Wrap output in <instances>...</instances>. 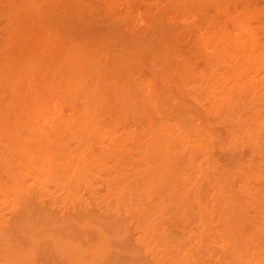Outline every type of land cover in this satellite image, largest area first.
<instances>
[{
  "label": "bare ground",
  "instance_id": "6f19581e",
  "mask_svg": "<svg viewBox=\"0 0 264 264\" xmlns=\"http://www.w3.org/2000/svg\"><path fill=\"white\" fill-rule=\"evenodd\" d=\"M20 1L37 16L34 29L45 40L24 48L7 37L1 54L0 88L6 90L0 94L9 95L0 96V264H264V191L252 192L243 181L251 167L241 166L243 172L237 166L236 175H245L240 196L248 198L238 197L240 204L234 190L224 189L234 171L218 167L212 153V141L222 133L216 125L223 124L231 143L260 141L264 158L262 9L236 14L230 30L209 17V30L181 56L174 41L179 31L157 52L146 41L149 29L132 39L103 34L82 0ZM103 2L113 6L114 0ZM145 57L150 69L159 70L135 81L131 72L143 67ZM52 91L66 99L68 114L51 107ZM98 191L118 209L138 203L135 240L151 262L139 260L142 253L133 245L127 246L132 254L119 252L118 241L129 235L107 216ZM167 206L182 222L197 219L193 247L185 239L154 236Z\"/></svg>",
  "mask_w": 264,
  "mask_h": 264
},
{
  "label": "rangeland",
  "instance_id": "374dc122",
  "mask_svg": "<svg viewBox=\"0 0 264 264\" xmlns=\"http://www.w3.org/2000/svg\"><path fill=\"white\" fill-rule=\"evenodd\" d=\"M36 1H39L40 3H41V1L40 0H36ZM42 1H44V2H46L45 0H42ZM52 2H54L53 0H51ZM104 0H82V3L83 4H85V6H87L88 7V10L90 9V10H92V11H90L91 12V15L92 16H94V20H95V22L97 23L96 24V26L97 27H100V31L103 33V34H106V35H108L109 36V34H110V36H117V35H124V36H126L125 38H128V39H132L131 38V36H134L133 35V33L135 34V32L136 33H138V34H140V32L143 34V32H144V30H146V29H149V30H147V31H145V33H146V35H148V37L149 38H151L152 40H150L148 37H147V39H146V41L148 42V44L152 47V46H154L155 48H153L152 47V49H157V50H155V51H157V52H160L162 49L161 48H163L162 47V43L164 42V41H166L167 42V39H168V37H169V40H170V42H174L175 41V43L176 42H178L177 43V45H176V47L178 48V49H176L177 51H178V53H180V51H182L183 53H180V55L181 56H187V53L189 52L188 50H190L191 51V45H193V43H194V41L196 40V37L198 38V35H199V33H201V35H203V34H205L204 32H205V29H207V30H209V28H207V23L210 21L211 22V20H213V21H215L216 23L215 24H220L221 26H224L225 25V27L227 28V29H231L232 27H233V25L235 26V22H237V19H235L238 15H236V14H243L241 11H243V12H245V11H247V10H251L252 8V11H255V12H257L258 11V13H261L260 12V9H262L261 11H262V13L264 12V0H246L247 2H245V0L243 1V0H223L224 2H221V3H225L224 4V6H223V8L224 7H227V8H225V9H227V10H225V9H221L220 7H221V3H220V1H217L218 3H217V5L215 4V2H216V0H208V1H206L207 3H205V1L204 0H200V1H204L203 3H201L199 0H195V1H193V0H114V2H113V6L111 5H108V4H106V2H105V4H104V2H103ZM117 1V2H116ZM193 1V2H192ZM209 1H211L210 3H209ZM238 1H240V2H238ZM20 2V3H19ZM19 2H18V0L16 1V0H0V62H2V60H1V58H2V55L4 54L5 55V50H6V47L7 46H5L6 44H8L7 43V41L8 40H12V38H13V40L12 41H15V40H17V41H19L20 43V46H22V47H30V46H39V45H41V44H44V42H43V39L45 40V36L42 34V31L39 29V27H36L37 29H34L35 28V26H38L37 25V23H38V21L37 20H35V18H37V16L35 15V14H32L33 16L35 15L36 17L34 18L33 16H31V12H30V10L28 11V9L29 8H27L26 7V9L24 8L25 7V3H21L22 1H20L19 0ZM48 2H49V0H48ZM48 2H47V4H48ZM59 2V1H58ZM198 2V3H197ZM230 2V3H229ZM245 2V3H244ZM251 2V3H250ZM18 3V4H17ZM43 3V2H42ZM60 3V2H59ZM249 3H250V6H248L249 5ZM39 4V3H38ZM58 4V3H57ZM215 4V5H214ZM219 4V5H218ZM229 4V5H228ZM244 4V5H243ZM44 5V4H43ZM50 5H52V3H50ZM54 5H56V3L54 4ZM91 5V6H90ZM245 5H247L248 7H247V9H246V7H245ZM60 6V4H58V6L56 5L55 7H59ZM109 6H110V9L111 8H113V9H111V10H109ZM218 6V7H217ZM220 6V7H219ZM18 7H20V8H22L21 10H20V8H18ZM50 7V6H49ZM52 7V6H51ZM91 7H92V9H91ZM108 7V8H107ZM243 7V8H242ZM242 8V9H241ZM219 9H221V10H219ZM245 9V10H244ZM256 9V10H255ZM24 10V11H23ZM94 10V11H93ZM240 10V11H239ZM111 11V12H110ZM186 11V12H185ZM225 11H227V12H225ZM185 12V13H184ZM237 12V13H236ZM239 12H241V13H239ZM251 12V11H250ZM254 12V13H255ZM28 13H29V15H28ZM33 13V12H32ZM182 13H183V15H185V20H184V18L182 17ZM189 13V14H188ZM226 13V14H225ZM228 13L230 14V15H228ZM233 14H234V16H233ZM188 15H190V17L188 16ZM192 15V16H191ZM227 17H226V16ZM256 15V14H255ZM26 16V17H25ZM230 16H232V17H230ZM236 16V17H235ZM240 16V15H239ZM238 16V17H239ZM259 16H261L260 14H258V15H256V20L258 19L257 17H259ZM30 17H32L31 18V20H30ZM96 17V18H95ZM188 17V18H187ZM215 18V19H211V20H209L210 18ZM217 17V18H216ZM235 17V18H234ZM262 17H264V15L262 14V16L260 17V19L262 18ZM207 18V19H206ZM220 18V19H219ZM225 18V19H224ZM235 19V20H233V19ZM28 19H29V21H28ZM188 19H190V20H188ZM217 19V20H216ZM227 19H230V20H227ZM259 19V20H260ZM264 18H262V20H263ZM35 20V21H34ZM209 20V21H208ZM220 20V21H219ZM235 21L234 23H232L233 21ZM259 20H257L256 21V23H254L255 25L256 24H258L257 22L259 21ZM261 20V21H262ZM186 21H188V23L186 22ZM205 21V22H204ZM208 21V22H207ZM218 21V22H217ZM229 21V22H228ZM232 21V22H231ZM35 22V23H34ZM37 22V23H36ZM185 22V23H184ZM207 22V23H206ZM225 22V23H224ZM227 22V23H226ZM253 22H255V19H254V21ZM253 22H252V24H253ZM34 25H33V24ZM187 23V24H186ZM213 23V22H212ZM259 23H260V21H259ZM189 24V25H188ZM207 24V25H206ZM230 24V25H229ZM232 24V25H231ZM25 27H24V26ZM28 25V26H27ZM206 25V26H205ZM214 25V24H213ZM227 25V26H226ZM255 25H254V27H255ZM259 25V24H258ZM18 26V27H17ZM21 26V27H20ZM177 26V27H176ZM187 26V27H186ZM206 28H205V27ZM215 26H217V25H215ZM219 26V25H218ZM230 26H232L231 28H230ZM159 27H160V29H159ZM175 27H176V29H175ZM180 27H182V28H180ZM184 27H185V29H184ZM197 28V30H196V28ZM33 28V29H32ZM178 28V29H177ZM179 28H180V30H179ZM210 28H212V27H210ZM29 30V32L27 31V30ZM168 29V30H167ZM195 29V30H194ZM198 29H201L200 31H203V33L202 32H200ZM233 29V28H232ZM18 30H22L21 31V33L18 31ZM32 30V31H31ZM139 30H140V32H139ZM143 30V31H142ZM154 30V31H153ZM166 30V31H165ZM179 31V32H177L178 34L180 33V35H179V37L177 38L178 40L180 39V41H176L177 39H174V41H171L172 39H171V37H173L174 38V34H176V32H174V31ZM187 30V31H186ZM206 30V32H208ZM212 30V29H211ZM13 31H15L17 34H15V33H13ZM31 31V32H30ZM41 32V34H40V32ZM159 31V32H158ZM168 31H169V33H168ZM181 31V32H180ZM198 31V32H197ZM11 32L16 36H18V37H12L13 35L11 34ZM19 32V33H18ZM147 32H149V33H147ZM151 32V33H150ZM155 32H157V33H155ZM172 32H173V34H172ZM188 32H189V34H188ZM29 34V35H28ZM34 34V35H33ZM40 34V35H39ZM137 34V35H138ZM156 34V35H155ZM169 34V35H168ZM172 34V35H171ZM209 34H210V32H209ZM260 34H261V32H260ZM12 35V36H11ZM153 35V36H152ZM165 35V36H164ZM174 35V36H173ZM184 35V36H183ZM201 35H199V36H201ZM23 36V37H22ZM39 36V37H38ZM44 36V37H43ZM152 36V37H151ZM160 36V37H159ZM166 36H167V38H166ZM195 36V38H193ZM7 37H9L8 39H7ZM34 37V38H33ZM146 37V36H145ZM14 38H17V39H14ZM24 38V39H23ZM29 38V39H28ZM166 38V39H165ZM6 39H7V41H6ZM27 39L29 40V41H27ZM38 41H37V40ZM157 39V40H156ZM165 39V40H164ZM182 39V40H181ZM195 39V40H194ZM25 40V41H24ZM39 40H40V42H39ZM159 40V42H157ZM161 40V41H160ZM193 40V42H191ZM17 41H16V43H17ZM39 42V43H41V44H37V42ZM151 42V44H150V42ZM155 41V42H154ZM9 42V41H8ZM34 42H36V43H34ZM43 42V43H42ZM157 42V43H156ZM162 42V43H161ZM169 42V41H168ZM180 42V43H179ZM28 43V44H27ZM30 43V44H29ZM165 43V42H164ZM191 43V44H190ZM34 44V45H33ZM36 44V45H35ZM161 44V45H160ZM5 46V48L3 49V48H1L2 46ZM18 46V45H17ZM20 46H19V48H20ZM159 46V47H158ZM16 47V46H15ZM189 47L191 48V49H189ZM2 49V50H1ZM161 49V50H160ZM180 49V50H179ZM160 50V51H159ZM186 50L188 51L186 54L184 53V52H186ZM2 51V52H1ZM3 51H4V53H3ZM115 51L116 52H118V51H120V47L119 46H117L116 47V49H115ZM163 51V50H162ZM207 55H209L210 54V51L209 50H207L206 52H205ZM2 54V55H1ZM185 54V55H184ZM147 57V56H146ZM145 57V58H146ZM4 59V58H3ZM202 61V62H201ZM143 62H144V65H143V67L141 68V69H136L137 71H133V72H131V77L133 78V80H135L136 81V79L138 80V81H142V79H147V78H149L148 76H150L151 75V73L153 72L154 73V71H156L157 70V66H156V68H155V66H152L151 67V69H150V67H148V66H151L149 63H150V59H148V58H146L145 60L143 59ZM149 64V65H148ZM199 64V65H198ZM197 67H198V69H200V67H202L201 68V70L203 69V67H204V61L203 60H199V61H197ZM202 65V66H201ZM147 67V69H146V67ZM0 67H1V64H0ZM1 69V68H0ZM150 69V70H149ZM159 70V69H158ZM157 70V71H158ZM49 77L52 79V77H51V74L49 75ZM145 77V78H144ZM50 78H49V81H51L50 80ZM174 79H176V77L174 78L173 77V80ZM37 81L39 80V78H37L36 79ZM143 81H145V80H143ZM177 82V81H176ZM1 87V86H0ZM1 88H3V87H1ZM0 88V93H2L1 91H5L6 89H1ZM5 88V87H4ZM9 92H6V93H3L2 95H4V99H5V97H6V95L8 94ZM57 92H54V91H52V93L51 92H49V103H50V105H51V107H55L54 109H58V107H60V109H58V110H61V111H63L64 112V114L66 113V114H68L69 113V106L67 105V102H66V99L63 97V96H61V95H58V93L56 94ZM59 94H61V93H59ZM1 94H0V96H2ZM9 95V94H8ZM8 95H7V97H8ZM53 96H55V97H53ZM6 97V98H7ZM51 97V98H50ZM2 98V97H1ZM54 98H55V100L56 101H54ZM57 98V99H56ZM4 99H2V100H4ZM63 99H64V102H62L63 101ZM6 101L7 100H5V101H3V103H6ZM54 102V103H53ZM65 102H66V104H65ZM52 103H53V105H52ZM67 109H68V111H67ZM227 125H223V124H217L216 125V129H219V131H218V133L221 131L222 133L221 134H223V135H221L220 133L217 135V136H219V139H216V138H214V139H216L215 140V142H213L212 141V143H214V147H213V150H212V153H213V158L215 159V161H216V163H218L219 165H218V167H221V169H226L225 171H234L233 173L231 172V174H234V175H232V176H234L233 178H234V181H233V178H232V181H230V183L228 184V186H227V184H226V186H224V189H226L227 188V193L229 192L228 190H231L230 192H229V194L231 193V195H232V193H233V196L238 200V202L240 203V204H245L246 203V199H248L247 197H242V196H240V195H242L241 193H240V191H241V187L243 188L244 186V184L242 185L241 184V180H243V176H245V175H239V174H237L236 175V171H238L239 169L238 168H241V166L243 167L244 166V168H248V166H249V168L250 169H244V168H241L242 170L244 169V170H247L246 172L243 170V172H245V173H247L248 172V170H249V172L250 173H254L255 175H260V176H262V175H264V158L260 155L261 154V151L259 152V151H257V150H260L259 149V147H261V142L259 141H255L256 143H253L254 145H257V147L256 146H254L253 144H252V146H251V144H249V143H246L247 141H245V143L243 142V140H240L239 142H237L238 140H236V141H234V142H230L229 140H227V138H226V133L224 134V131L226 132L227 131V129H225V128H228L229 129V127L227 126ZM225 135V137H223ZM220 137H221V140H220ZM218 138V137H217ZM225 140H224V139ZM227 140V141H226ZM219 141V142H218ZM224 142V145H225V143H226V145H225V147H224V145L223 144H221V142ZM217 142V144H215ZM244 144H243V143ZM229 143V144H228ZM240 143H242V144H240ZM247 144H249L250 146H248ZM260 144V145H259ZM258 148V149H255V148ZM234 148V149H233ZM263 148V147H262ZM261 148V149H262ZM231 149H233V151L231 150ZM259 152V153H258ZM263 152H264V149H263ZM253 153V154H252ZM254 153H256L257 155H255ZM253 157V155H254V159L251 157V156ZM263 156H264V153H263ZM251 161H252V163H251ZM254 162V163H253ZM247 165H246V164ZM251 165V166H250ZM237 166H238V168H237ZM246 166V167H245ZM235 168H237L236 170H234ZM253 168V169H252ZM252 169V170H251ZM258 169V170H257ZM251 170V171H250ZM254 170V171H253ZM260 170V171H259ZM258 171V172H257ZM262 171V172H261ZM250 173H248V174H250ZM253 173H252V176H251V174L249 175V177L247 178V175L248 174H246V179H244L243 181L245 182V185H247V187L253 192L254 190H261V189H263V190H261V191H264V180H263V177L264 176H262L261 178H260V176H253ZM263 173V174H262ZM242 174H244V173H242ZM237 177V179H236V177ZM242 177V178H241ZM252 177V178H251ZM259 177V178H258ZM251 178V179H250ZM255 178H257V179H255ZM240 179V180H239ZM248 179V180H247ZM237 180V181H236ZM242 181V183H244ZM247 182V183H246ZM252 182V183H251ZM260 182H262V183H260ZM239 183V184H238ZM255 183H257L256 185H255ZM232 184H234V185H232ZM237 184V185H236ZM241 184V187L239 186ZM260 184V185H259ZM262 184V185H261ZM252 185V186H251ZM229 186H231L230 187V189H229ZM252 187V188H251ZM258 187V188H257ZM103 188H104V186H102L101 187V191H103ZM232 188V189H231ZM238 188H239V190H238ZM255 188V189H254ZM234 190V191H233ZM239 192H238V191ZM233 191V192H232ZM236 192L238 193V194H236ZM103 192H99L98 191V202L100 203V205L103 207V209L105 210V209H107V211L105 212L104 210V212L105 213H107V216L111 219V221H113L114 223H116L117 224V226H118V224H119V226H121L122 224H123V226H125L126 227V230L124 231V233L123 234H127L128 233V235H129V240L124 236V238H126V239H124V238H122L121 239V242L122 241H124V242H126V244L125 243H121L120 242V240L118 241V243H117V247H120L118 250H119V252L120 251H122V249H123V251L122 252H124L125 254L127 253V250H130V246H135L136 248H137V250L135 249V247L134 248H132L131 250H135V252L136 253H138L139 251V253H142V254H140L139 255V257L141 258V259H139V260H141V261H143L144 259L143 258H147V256H149L150 257V255L148 254L147 255V253L145 252V251H142V250H139V248H140V246H139V243L137 242V240H135V237H138V235H139V228H138V226H137V223H136V219L135 218H137V219H139L138 217H136V216H138V212H139V210H140V206L138 205V203H136V201L134 202V200L132 201V203H126L127 205H125V203L123 202V205L122 206H124L123 207V209L122 208H120L119 207V209H121V210H119L118 209V207H117V205L115 204V201L113 200H107V199H105V198H103L102 196L104 195V194H102ZM101 194V195H100ZM89 198V196L88 195H84V200L86 201V202H88V203H90V204H92V201H90L91 199L89 198H87V197ZM100 196V197H99ZM238 197H242L243 199L244 198H246V199H244L245 200V203H243L244 202V200L242 199V198H238ZM102 201H101V200ZM104 199H105V201H104ZM242 199V200H241ZM203 201H205V198L204 199H202ZM201 200V201H202ZM243 201V202H242ZM206 202V201H205ZM247 202H249L248 200H247ZM114 203V204H113ZM136 204V205H135ZM203 204V203H202ZM109 205H110V207H109ZM113 205V206H112ZM114 205H116V207L114 206ZM132 205V206H131ZM126 206V207H125ZM128 206V207H127ZM134 206V207H133ZM108 207V208H107ZM113 207V208H112ZM132 207V208H131ZM137 209H136V208ZM127 208H129V210L127 209ZM169 208H171L169 211H167V209H169ZM173 208V209H172ZM175 208L173 207V206H167V208H166V213L168 214V216L167 217H164L165 215H167L166 213H165V215L164 216H160L161 218H162V220H163V218H165L164 220H165V224H164V220L163 221H161V220H157L156 222H158V228L156 227V231L158 230V229H160V230H158L157 231V233L155 232L154 233V236L155 235H159L160 233H162V234H160L159 236H158V238H165L164 240H167L168 238H169V240H171V239H173V240H179V239H181V240H183L182 242L184 243V244H186L185 243V241L186 242H188L186 245L187 246H189V247H193L194 246V243H196L195 242V238L194 237H196V235H195V229L197 228V226H198V224H196V221H197V219L196 218H194V220H193V218H191L190 220H193V221H191V223L190 222H188L187 223V225H186V222L187 221H190V220H187L186 222H185V226L183 225L182 226V223H184V222H182V220L180 219L179 220V218L177 217L178 215H173V214H176L173 210H174ZM113 210V211H112ZM115 210V211H114ZM118 210V211H117ZM124 210V211H123ZM127 210H128V212H127ZM172 210V211H171ZM250 210V209H249ZM125 211H126V213H125ZM251 211V210H250ZM118 212V213H117ZM173 212V213H172ZM137 215H136V214ZM170 214V215H169ZM252 214V213H251ZM105 216H106V214H104ZM112 216V217H111ZM123 216V217H122ZM107 217V218H108ZM108 218V219H109ZM113 218V219H112ZM160 218V219H161ZM169 218H172L174 221H176L175 223L174 222H171V219H169ZM109 219V220H110ZM123 219V220H122ZM157 219V218H156ZM158 219H159V217H158ZM166 219H169V221L168 220H166ZM175 219H178V220H175ZM119 220V221H118ZM135 220V221H134ZM172 220V221H173ZM132 221H134V222H132ZM138 221V220H137ZM159 221H160V224H159ZM155 222V223H156ZM161 222H163V223H161ZM168 222V223H167ZM169 222H171V224H169ZM198 222V221H197ZM127 223V224H126ZM135 223H136V225H135ZM174 223V224H173ZM190 223V224H189ZM171 225V226H169V225ZM173 224V225H172ZM196 224V225H195ZM156 225H157V223H156ZM163 225V226H162ZM166 225V226H165ZM137 226V227H136ZM165 226V227H164ZM167 226H169L168 228H167ZM136 228H137V230H136ZM195 228V229H194ZM121 229H122V226H121ZM123 229H125V228H123ZM123 229H122V231H123ZM135 230V231H134ZM129 231V232H128ZM137 233V234H136ZM164 233V234H163ZM136 235V236H135ZM162 235H164V236H162ZM195 235V236H194ZM153 236V237H154ZM155 238V237H154ZM167 238V239H166ZM171 238V239H170ZM187 238V239H186ZM137 239V238H136ZM156 240H159L160 241V239H157V237L155 238ZM184 239H185V241H184ZM135 240V241H134ZM162 240V239H161ZM180 240V241H181ZM133 241V242H132ZM119 243H120V245H119ZM130 243H132V244H130ZM122 244H124V245H122ZM128 244L130 245L129 246V249H127V246H128ZM192 244V245H191ZM196 245V244H195ZM125 246V248H123ZM132 246V247H133ZM218 246H216V247H214V249H215V251H217L218 250V248H217ZM125 249V250H124ZM217 249V250H216ZM131 250H130V252H131ZM129 252V253H130ZM134 252V251H133ZM143 253H145V254H143ZM122 254V253H121ZM124 254V255H125ZM131 254H132V252H131ZM124 255H123V257H124ZM141 255H143V258L141 257ZM145 255V256H144ZM131 255L129 254L128 256H126V258L127 257H130ZM122 257V258H123ZM125 258V259H126ZM131 258V257H130ZM145 258V259H146ZM133 258H131L130 260H132ZM134 261H135V263L137 262L138 263V260L136 261V260H134L133 259V261H129L128 262V260H127V264H132V262H133V264H134ZM209 260L208 259H206V262H208ZM51 261H49L48 263H46V264H52L53 262H55V263H53V264H58L57 263V261H52L51 263H50ZM131 262V263H130ZM140 262V261H139ZM143 262H151V258H149V260L147 261V260H144ZM205 262V264H212V262L211 261H209L208 263H206ZM125 263V264H126ZM98 264H100V263H98ZM102 264V263H101Z\"/></svg>",
  "mask_w": 264,
  "mask_h": 264
}]
</instances>
